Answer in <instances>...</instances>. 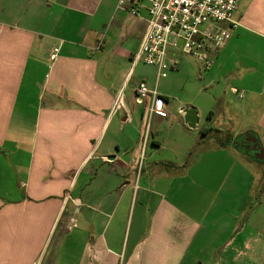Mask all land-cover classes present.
<instances>
[{
  "label": "crops",
  "instance_id": "obj_1",
  "mask_svg": "<svg viewBox=\"0 0 264 264\" xmlns=\"http://www.w3.org/2000/svg\"><path fill=\"white\" fill-rule=\"evenodd\" d=\"M118 1L0 0V264H264V202L247 213L240 191L260 161L238 158L234 139L214 140L226 132L211 130L214 98H183L179 130H158L166 119L153 115L137 174L145 108L136 87L156 86L167 112L173 80L133 67L148 12L131 16ZM235 19L202 77L232 92L237 83L246 95L231 114L264 130V0H240ZM174 62L170 73L201 67L170 51Z\"/></svg>",
  "mask_w": 264,
  "mask_h": 264
},
{
  "label": "built area",
  "instance_id": "obj_2",
  "mask_svg": "<svg viewBox=\"0 0 264 264\" xmlns=\"http://www.w3.org/2000/svg\"><path fill=\"white\" fill-rule=\"evenodd\" d=\"M239 4L240 0H119L117 9L131 16L138 17L143 10L148 12L146 31L133 57V67L143 62L156 68L157 80L166 78L171 69L178 68L176 62L171 66L168 63L169 52L176 51L197 60L204 70H211L210 51L223 47L240 26L235 19ZM220 24H226L227 28H221ZM58 51L54 50L52 60L57 58ZM233 91L238 93L236 88ZM135 102L145 108L140 156L136 162L139 175L148 145L151 117H166L167 112L157 87L151 88L145 81L136 87ZM121 107L118 96L112 112Z\"/></svg>",
  "mask_w": 264,
  "mask_h": 264
},
{
  "label": "rangeland",
  "instance_id": "obj_3",
  "mask_svg": "<svg viewBox=\"0 0 264 264\" xmlns=\"http://www.w3.org/2000/svg\"><path fill=\"white\" fill-rule=\"evenodd\" d=\"M188 60H190L192 63H196L195 59H192L190 57L184 56ZM230 63H232V60H229ZM199 63V62H198ZM201 64V63H199ZM201 67L197 69L198 74L196 76H191L189 73H179V72H169L168 74V80L173 82L171 83L170 89L172 91V95L170 98V105L172 106L169 110H167V116L164 118L166 119V122L160 127H158V130H179L180 125L182 124V116L179 114V108L184 106V102L182 101L183 98H194L196 97L198 102H204V98H214L212 99V109L214 113V117L211 120L210 126L212 127L211 130H219V127L221 125L225 128L226 132L224 136L221 135V133H217L213 131V138L217 142V140L223 139L224 141H227L226 143H229L228 140L234 139L237 141H241L243 139V133H246L245 135L249 133H254L259 140V143L261 147L264 149V130H255L253 131V127L250 125L251 122L248 120L249 117L240 116L239 114H231L232 110L235 112H239L242 108L241 104L244 103V100L241 98L244 97L246 94H244V91L241 90L240 86H238L237 83L233 84L234 87L238 89V93L232 92L231 87L228 84H216L213 86L208 85V80L206 78L202 77V75L206 74V70ZM174 76V77H173ZM261 81V77L258 78H251L246 80V83L257 85L258 81ZM250 86V85H249ZM252 87V86H251ZM259 89V88H258ZM262 107V106H261ZM231 108V109H230ZM231 110V112H230ZM239 115V116H238ZM260 113L258 112V117ZM249 121V123H248ZM248 129L245 130L246 127ZM156 124L154 121H150V130H155ZM247 131V132H246ZM235 133L237 138L235 137ZM234 135V136H233ZM165 137V145L162 148L163 155L166 156L167 153H169L170 144L173 143V136L170 137L168 134L164 136ZM235 137V138H234ZM169 140V142H168ZM151 143L148 141V150L151 149ZM196 151H200L199 147H197ZM238 155V158L245 157L243 153L248 154V152H244L243 149L239 145L235 146V151ZM195 153V151L193 152ZM260 170L259 168L253 171L254 178L250 180V184L248 186V183H245L243 185H240L242 189L240 188L241 192H247L250 194L247 195V199L243 200L245 202L246 206V212H252L254 208L259 209V206L261 203L264 202V162H260ZM252 169H247V175L248 173L251 174ZM248 176V175H247ZM249 177V176H248ZM251 178V177H249ZM254 180V182L252 181ZM138 206V205H136ZM133 209V208H132ZM255 209V210H256ZM79 221V228L78 230L74 231V234L72 236H75L77 233L80 234V237L78 239H81V215H78L77 217ZM134 222V220H133ZM119 264H126V262L122 261Z\"/></svg>",
  "mask_w": 264,
  "mask_h": 264
},
{
  "label": "water",
  "instance_id": "obj_4",
  "mask_svg": "<svg viewBox=\"0 0 264 264\" xmlns=\"http://www.w3.org/2000/svg\"><path fill=\"white\" fill-rule=\"evenodd\" d=\"M183 113H184V120L188 124V126L190 128H195L198 122L196 110L194 108H187L183 111ZM252 143L254 144L253 151H255V153L252 155L253 158H255L258 161L264 162V149L261 147L256 136H253Z\"/></svg>",
  "mask_w": 264,
  "mask_h": 264
},
{
  "label": "flooded vegetation",
  "instance_id": "obj_5",
  "mask_svg": "<svg viewBox=\"0 0 264 264\" xmlns=\"http://www.w3.org/2000/svg\"><path fill=\"white\" fill-rule=\"evenodd\" d=\"M238 144H240V147L243 149V151L248 152V154L253 157L252 155L255 153V151H253V143L251 142V138L250 137H243V139L241 141L238 142ZM262 162V161H260Z\"/></svg>",
  "mask_w": 264,
  "mask_h": 264
}]
</instances>
